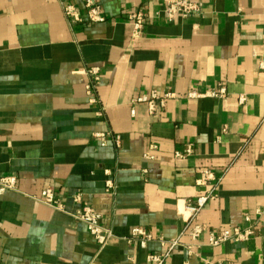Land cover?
<instances>
[{
    "label": "crops",
    "instance_id": "0c3cea01",
    "mask_svg": "<svg viewBox=\"0 0 264 264\" xmlns=\"http://www.w3.org/2000/svg\"><path fill=\"white\" fill-rule=\"evenodd\" d=\"M85 1L0 0V178L18 180L0 193V264H148L161 237L179 240L165 264H264V0H192L204 13L172 21L173 0H94L103 23L88 21ZM137 10L149 19L133 40L127 16ZM221 85L223 98L187 96ZM152 90L173 95L154 115L133 102ZM99 133L119 146H101ZM188 144L193 154L177 159ZM208 172L222 181L199 223L255 234L212 247L206 233L190 256L182 216L210 190L197 184ZM46 188L71 213L80 192L116 237L100 249L82 222L34 199ZM133 228L154 241L129 243Z\"/></svg>",
    "mask_w": 264,
    "mask_h": 264
},
{
    "label": "built area",
    "instance_id": "2783aa9c",
    "mask_svg": "<svg viewBox=\"0 0 264 264\" xmlns=\"http://www.w3.org/2000/svg\"><path fill=\"white\" fill-rule=\"evenodd\" d=\"M84 8L86 12V17L91 23H103L106 21L103 8L94 0H87L84 3ZM63 12L65 16L73 22H82V16L80 11H78L75 6L71 4L63 5ZM164 13L166 14L168 20L172 21L176 17L181 19L188 18L190 16H200L204 13V4L199 1L192 0H173L168 1L165 4ZM128 20L132 25V39L137 40L143 36L144 27L148 21L147 15L142 10L131 11L127 16ZM259 70L264 73V58L259 62ZM86 74L90 77V82L86 84L85 89L87 95L90 97L91 101H95V91L101 82L100 71L96 67H92L86 71ZM227 94L226 88L221 85L220 87L201 93L198 91H191L188 93L189 98H204V97H214L223 98ZM173 95L171 93L160 94L155 90L150 91L147 95H143L133 102H143L148 106L149 113L154 115L157 113L158 108L164 107L167 99L171 98ZM244 97H240V101L243 102ZM132 115H135V110L131 111ZM100 141L101 146H106L109 142V138H113L117 146H119L120 139L116 135L111 133H99L95 135ZM111 138V139H112ZM151 149H155L154 146ZM194 149L192 144H188L184 151L176 152L175 157L177 159H184L193 154ZM145 158H152L150 153L145 155ZM222 181L221 177H217L213 173H205L204 176L197 181V184L204 185L207 183H212L210 190L198 196L194 201L187 203L184 208V218L185 226L182 234H187L195 245H190L186 247L188 255L194 253V248L198 247L197 243L204 234H208V245L212 247H217L219 245L225 244L229 241H234L237 243H243L250 240L255 232L252 227L242 229L237 226H231L226 229L219 230L217 232L208 231V229L199 223L198 217L201 212L205 209L209 202H211L215 197V191L218 184ZM107 188L110 190L112 188V183L107 182ZM6 191H18V180L14 176H4L0 178V193ZM34 199L48 207L55 209L56 211L70 215L75 220L82 222L88 229V232L93 237L94 241L100 249H103L108 243L115 238L114 233L106 228L102 224V216L95 211L91 206L83 203V198L80 192L73 195V201L76 204L81 205L77 212L66 211L64 205L60 203L55 196V192L52 188L44 189L40 196L34 197ZM257 214H261L262 211H256ZM245 220L250 222V216H246ZM129 243L138 242L140 247L146 248L147 245L154 241L155 237L143 228H133L129 237L124 238ZM160 245L163 247L164 251L162 253H151L147 256L148 264H165L170 258L172 251L176 246L179 245V240H166L164 238L158 239ZM209 264V263H206Z\"/></svg>",
    "mask_w": 264,
    "mask_h": 264
}]
</instances>
